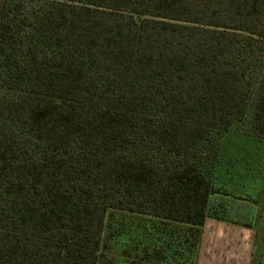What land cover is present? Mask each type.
I'll use <instances>...</instances> for the list:
<instances>
[{
    "label": "trees",
    "instance_id": "1",
    "mask_svg": "<svg viewBox=\"0 0 264 264\" xmlns=\"http://www.w3.org/2000/svg\"><path fill=\"white\" fill-rule=\"evenodd\" d=\"M261 207L264 0H0V264H198Z\"/></svg>",
    "mask_w": 264,
    "mask_h": 264
},
{
    "label": "rangeland",
    "instance_id": "2",
    "mask_svg": "<svg viewBox=\"0 0 264 264\" xmlns=\"http://www.w3.org/2000/svg\"><path fill=\"white\" fill-rule=\"evenodd\" d=\"M231 144V143H229ZM227 144L226 146H228ZM246 145L245 143H243ZM233 146V143L231 147ZM248 157L249 154L248 153ZM230 155H224V163L220 165L219 171L224 173L225 167L230 160ZM227 163V164H226ZM238 164H233L231 168L232 174L235 176L239 170ZM245 173V172H243ZM237 176V175H236ZM242 176V175H241ZM242 181L245 184H249L248 176ZM253 181L256 178V171L253 170ZM251 188V185L247 186ZM254 188V186L252 185ZM232 194H239L240 190L234 185L230 187ZM249 191V188H248ZM231 206L233 212L242 219L245 214H248L251 208L249 203L239 202L232 198H223ZM263 207V206H262ZM261 207V208H262ZM255 228L249 229L243 226H238L230 223H208L204 228L203 240L201 245V251L199 255L198 264H249L253 254V243L255 242L256 231L260 230L264 221V208L257 212ZM219 222V221H217ZM210 225H213L212 227Z\"/></svg>",
    "mask_w": 264,
    "mask_h": 264
},
{
    "label": "crops",
    "instance_id": "3",
    "mask_svg": "<svg viewBox=\"0 0 264 264\" xmlns=\"http://www.w3.org/2000/svg\"><path fill=\"white\" fill-rule=\"evenodd\" d=\"M210 222V224H212V222L213 223H223V222H217V221H215V220H208L207 222H206V226L208 225V223ZM211 227L213 226V225H210ZM254 244V243H253ZM251 257H252V255H251ZM250 262H251V260H250ZM250 262H249V264H250Z\"/></svg>",
    "mask_w": 264,
    "mask_h": 264
}]
</instances>
